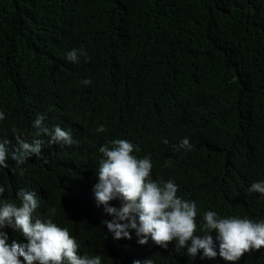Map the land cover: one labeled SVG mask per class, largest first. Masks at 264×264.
I'll list each match as a JSON object with an SVG mask.
<instances>
[{"label":"trees","instance_id":"obj_1","mask_svg":"<svg viewBox=\"0 0 264 264\" xmlns=\"http://www.w3.org/2000/svg\"><path fill=\"white\" fill-rule=\"evenodd\" d=\"M72 48L90 59L67 61ZM0 109L9 148L13 128L30 142L37 115L71 130L78 143L48 145L45 137L24 175L9 159L0 184L13 200L18 189L36 192V214L55 208L80 253L103 264H233L191 257L175 241L141 245L134 230L114 239L104 223L112 216L93 191L98 149L111 139L158 153L167 170L159 166L156 177L174 179L178 195L197 201L198 221L205 210L264 218V199L247 191L264 180V0H0ZM184 137L191 151L177 150ZM236 264H264V247Z\"/></svg>","mask_w":264,"mask_h":264},{"label":"clouds","instance_id":"obj_2","mask_svg":"<svg viewBox=\"0 0 264 264\" xmlns=\"http://www.w3.org/2000/svg\"><path fill=\"white\" fill-rule=\"evenodd\" d=\"M81 57L90 59L84 48H72L65 53L66 60L74 64ZM82 83L90 85L92 80L86 78ZM6 119L5 111L0 109V122ZM45 121V115H37L32 122L30 142L17 128L12 129L16 141L12 148L8 147V138H0V172L12 167L8 162L11 159L15 162L12 171L23 176L26 169L22 166L30 157L41 156L45 137L48 145L78 143L70 129L59 124L49 127ZM96 130L102 133L106 128L101 124ZM163 143L168 140L164 138ZM193 147L189 137L182 138L176 146L178 151H191ZM98 150L102 157L93 191L97 205H103L104 211L112 216L104 223L114 239H131L130 230H134L141 245H149L151 240L154 243L150 248L166 249L168 242L175 241L176 247L186 248L191 257L199 253L198 259L206 261L219 255L233 264L245 253L264 247V218L223 216L218 211L205 210L198 221L197 201L178 195L180 186L174 179L156 177L159 166L167 170L166 161L158 153L140 150L139 145L126 138L108 140ZM6 187L0 184V264H103L100 255L80 253L78 239L53 218L55 208L44 218L36 214L41 206L36 192L18 189L13 200L5 197ZM247 191L257 192L264 199V180L252 182ZM113 200L121 201V206L111 205L109 202ZM7 229L25 240H10ZM134 264L153 261L137 260Z\"/></svg>","mask_w":264,"mask_h":264}]
</instances>
